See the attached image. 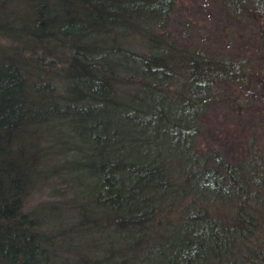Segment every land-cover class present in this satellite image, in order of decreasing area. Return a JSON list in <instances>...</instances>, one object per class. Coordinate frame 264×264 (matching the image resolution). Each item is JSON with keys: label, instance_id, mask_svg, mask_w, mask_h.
Returning <instances> with one entry per match:
<instances>
[{"label": "trees", "instance_id": "16d2710c", "mask_svg": "<svg viewBox=\"0 0 264 264\" xmlns=\"http://www.w3.org/2000/svg\"><path fill=\"white\" fill-rule=\"evenodd\" d=\"M176 1L0 0V264H264V142L198 143L264 62L181 44ZM219 1L264 39V0ZM59 182L55 226L32 199Z\"/></svg>", "mask_w": 264, "mask_h": 264}, {"label": "rangeland", "instance_id": "374dc122", "mask_svg": "<svg viewBox=\"0 0 264 264\" xmlns=\"http://www.w3.org/2000/svg\"><path fill=\"white\" fill-rule=\"evenodd\" d=\"M169 30L180 39L181 44L206 46L217 56L231 51L249 52L256 56V62H264V49L260 54L259 47L264 46V39L261 40L257 29L251 23L239 21L219 0H177ZM29 74L33 77L35 74L41 83L49 80L35 71ZM257 89L255 93L249 94L243 88L229 87L228 91L234 96L247 99L244 110L226 98L225 101L208 107L201 120L198 137L201 151L216 149L226 159H234L241 153L242 143L251 133L248 128L251 124L257 130L260 141L264 142V99L260 97ZM262 95L264 96V91ZM33 190L36 192L32 202L40 199L39 205L48 213L47 217L51 218V223L55 226L59 224L56 215L60 217V214L69 213L70 205H74L72 203L76 201L70 197L73 193H70L68 185L64 183L49 184L46 189L37 186ZM177 217V214L171 215L170 222H175ZM65 221L62 227L68 224L66 219ZM141 256L139 254L140 259ZM135 263L140 264L138 261Z\"/></svg>", "mask_w": 264, "mask_h": 264}]
</instances>
